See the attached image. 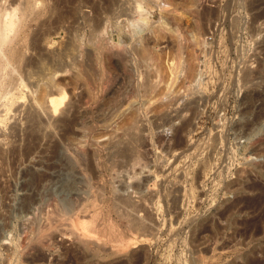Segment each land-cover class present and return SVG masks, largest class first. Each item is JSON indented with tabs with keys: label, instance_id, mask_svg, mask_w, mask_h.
I'll use <instances>...</instances> for the list:
<instances>
[{
	"label": "rangeland",
	"instance_id": "374dc122",
	"mask_svg": "<svg viewBox=\"0 0 264 264\" xmlns=\"http://www.w3.org/2000/svg\"><path fill=\"white\" fill-rule=\"evenodd\" d=\"M0 6L20 8L31 73L46 61L51 67L65 62L67 75L45 90L53 83L70 99L50 119L41 112L40 121L28 118L34 110L28 87L18 90L25 97L15 90L0 101V264L242 263L232 251L235 227L219 215L235 197L226 185L234 187L242 176L264 181L250 170L251 162L264 164V144L256 147L261 154L253 150V136L242 126L248 114L241 112L243 94L264 87V0H0ZM76 63L89 69L90 83L77 78ZM72 119L77 123L66 122ZM125 122L135 127L130 133ZM257 126L264 136V117ZM77 200L108 213L101 224L112 218L129 228L135 247L110 255L105 245L97 255L95 247L80 250L69 234L38 236L56 203L72 214ZM136 221L142 227L130 228Z\"/></svg>",
	"mask_w": 264,
	"mask_h": 264
},
{
	"label": "bare ground",
	"instance_id": "6f19581e",
	"mask_svg": "<svg viewBox=\"0 0 264 264\" xmlns=\"http://www.w3.org/2000/svg\"><path fill=\"white\" fill-rule=\"evenodd\" d=\"M26 3V2H25ZM24 3V4H25ZM31 3V2H30ZM260 4V3H259ZM20 5V3H19ZM27 5V3H26ZM30 5V4H29ZM4 6V5H3ZM11 6V5H10ZM22 6V5H21ZM250 6V5H249ZM1 7V6H0ZM29 7L30 9V6H27V8ZM139 7V6H138ZM32 8V7H31ZM209 8V7H208ZM212 8V7H211ZM214 8V7H213ZM18 8L17 6H13L12 8H10V10L8 8H6L4 12L1 8H0V101L4 98H8L9 96L12 95L13 97V93L15 90H20V88H23L25 89V87H28L27 89H29V92L32 91V95H31V92H30V95H31V100L34 105H32V107L34 108V110L31 112V113H28L30 114V116L28 117L29 119H31L32 121L34 120H37L39 118H43V116H49V115H52L57 113L59 110H65V107H66V103L68 104L67 101V92L65 91L64 88H62L61 86L58 88V85L56 86L55 85V89L52 87V84H51V90L48 91V90H45V87H50L49 83L48 82H55L56 78L58 77H62V76H65L67 75V72L69 71V68H67L64 63H61V64H56L54 65V67H51V66H48L46 63L45 64H42L39 68L41 69H36L34 72L37 73V77H33L34 76V72L31 73L32 69H31V62H32V58L31 57H28L27 56V52L25 51V46H26V36L23 35V33H20L21 31H23V29L21 28V24L19 23V19H18V15H17V11H18ZM25 9V7H24ZM23 9V10H24ZM28 9V10H29ZM9 10V11H8ZM26 10V9H25ZM32 10V9H31ZM27 12V11H25ZM30 12V10H29ZM205 13V12H204ZM212 13V12H211ZM26 14V13H25ZM162 14V13H161ZM22 15H24V12L22 13ZM165 15V14H164ZM174 15V14H173ZM22 17V16H21ZM20 18V17H19ZM23 18V17H22ZM171 18V17H170ZM200 18V17H199ZM213 18V17H212ZM27 19V18H26ZM174 20V19H173ZM22 21V19H21ZM203 21V20H202ZM238 21V20H237ZM196 22V21H195ZM235 22V21H234ZM160 23V22H159ZM165 23V22H164ZM236 23V22H235ZM163 24V23H162ZM181 25V24H180ZM189 25V24H188ZM207 25V24H206ZM25 26H27L25 24ZM161 26V25H160ZM187 26V25H186ZM193 26V25H192ZM195 26V25H194ZM197 26V25H196ZM236 26V25H235ZM149 27V26H148ZM152 27V26H151ZM158 27V26H157ZM166 27V26H164ZM190 27V26H189ZM199 27V26H198ZM204 27V25H203ZM206 27V26H205ZM24 29L26 27H23ZM178 28V27H177ZM207 28V27H206ZM153 29V28H152ZM161 29V28H160ZM192 29V28H191ZM202 29V28H201ZM26 30V29H25ZM151 30V29H150ZM178 30V29H177ZM185 30V29H184ZM200 30V29H199ZM179 31V30H178ZM195 31V30H194ZM163 32V31H162ZM167 32V31H166ZM197 32V31H196ZM203 32V31H202ZM169 33V32H168ZM172 33V32H171ZM224 33V32H223ZM165 34V33H164ZM176 34V33H174ZM188 34V33H187ZM27 35V34H26ZM155 35V33H154ZM161 36V35H160ZM174 36V35H172ZM178 36V35H177ZM195 36V35H194ZM219 37V36H218ZM162 38V37H161ZM224 38V37H223ZM163 39V38H162ZM219 39V38H218ZM223 40V39H222ZM185 41V40H184ZM193 41V40H192ZM158 42V41H157ZM177 42V41H176ZM179 42V41H178ZM219 42V41H218ZM195 43V42H194ZM173 44V43H172ZM178 45V44H177ZM143 46V45H142ZM181 46V45H180ZM194 46V45H193ZM146 47V46H145ZM144 47V48H145ZM158 47V46H157ZM173 47V46H172ZM190 47V46H189ZM135 48V47H134ZM137 48V47H136ZM162 48V47H161ZM193 48V47H192ZM70 49V48H68ZM132 49V48H131ZM141 49V48H140ZM173 49V48H172ZM179 50V48H177ZM181 49V47H180ZM145 50V49H143ZM147 50V49H146ZM154 50V49H153ZM187 50V49H186ZM111 51V50H110ZM127 51H129L127 49ZM156 51H158L156 49ZM180 51V50H179ZM113 52V51H112ZM145 52V51H144ZM143 52V53H144ZM150 52V50H149ZM65 53V52H64ZM159 53V52H158ZM157 53V54H158ZM165 53V52H164ZM66 54V53H65ZM68 54V53H67ZM123 54V53H121ZM155 54V53H154ZM163 54V53H162ZM63 55V54H62ZM151 55V54H150ZM153 55V54H152ZM45 56V54L43 55ZM74 56V55H73ZM145 56V55H143ZM174 56V55H173ZM51 57V56H50ZM63 57V56H62ZM61 57V58H62ZM70 57V56H68ZM171 57V56H169ZM176 57V56H175ZM37 58V57H36ZM40 58V57H39ZM60 58V57H59ZM72 58V57H71ZM139 58V57H138ZM147 58V57H146ZM164 58V57H163ZM74 59V58H73ZM72 59V60H73ZM155 59V58H154ZM44 61V59H42ZM59 60V59H58ZM156 60V59H155ZM154 60V62H155ZM159 60V59H158ZM173 60V59H172ZM52 61V60H51ZM62 61V60H61ZM64 61V60H63ZM62 61V62H63ZM88 61V60H87ZM91 61V60H90ZM162 61V60H161ZM176 61V60H175ZM76 62V61H75ZM74 62V63H75ZM80 62V61H79ZM137 62V61H136ZM149 62V61H148ZM39 63V62H38ZM42 63V62H41ZM52 63V62H51ZM60 63V62H58ZM68 63V62H67ZM73 63V62H72ZM81 63V62H80ZM89 63V62H88ZM161 63V62H160ZM171 63V62H170ZM254 63V62H253ZM53 64V63H52ZM63 64V65H62ZM77 64V63H76ZM79 64V63H78ZM77 64V65H78ZM126 64V63H125ZM136 64V63H135ZM141 64V63H140ZM152 64V63H151ZM51 65V64H50ZM73 65V64H72ZM179 65V64H178ZM39 66V65H38ZM53 66V65H52ZM74 66V65H73ZM139 66V65H138ZM144 66V65H143ZM51 67V68H50ZM156 67V66H155ZM174 67H176V63L174 65ZM150 68V67H149ZM244 69V68H243ZM242 69V70H243ZM38 70V71H37ZM76 70V69H75ZM102 70V69H101ZM106 70V69H105ZM173 70V69H172ZM241 70V69H240ZM157 71V70H156ZM160 71V70H159ZM180 71V70H179ZM76 72V76L77 78H82L85 79L86 81H88L87 83H90L88 79L91 78V75H88L90 74L91 72H89V69L84 66L83 64H79L78 67H77V70L75 71ZM132 72V71H131ZM176 72V71H175ZM240 72V71H239ZM248 72V71H247ZM73 73V72H72ZM70 73V74H72ZM103 73V72H102ZM107 73V71H106ZM156 73V72H155ZM244 73H245V70H244ZM249 73V72H248ZM264 73V72H263ZM105 74V73H104ZM108 74V73H107ZM126 74V73H125ZM139 74V73H138ZM143 74V73H142ZM147 74V73H146ZM159 74V73H158ZM247 74V73H246ZM246 74H245V78H246ZM258 74V73H257ZM260 74V73H259ZM101 75V74H100ZM128 75V74H127ZM135 75V74H134ZM172 75V74H171ZM241 75V74H240ZM250 75V74H249ZM248 75V76H249ZM264 75V74H263ZM96 76V75H95ZM111 76V75H110ZM146 76V75H145ZM244 76V75H243ZM90 77V78H89ZM242 77V75H241ZM240 77V78H241ZM250 77V76H249ZM27 78H28V81H27ZM33 80H32V79ZM95 78V77H94ZM98 78V77H97ZM105 78V77H104ZM123 78V77H122ZM149 78V77H148ZM35 79V80H34ZM74 79V78H73ZM93 79V78H92ZM263 79H264V76H263ZM48 80V81H46ZM77 80V79H76ZM80 80V79H79ZM81 80V81H82ZM91 80V79H90ZM94 80V79H93ZM109 80V79H108ZM111 80V79H110ZM136 80V79H135ZM164 80V79H163ZM245 80H248V79H245ZM47 82L49 86H46L47 83H44ZM92 81V80H91ZM146 81V80H145ZM243 81V80H241ZM264 81V80H263ZM79 82V81H78ZM104 82V81H103ZM122 82V80H121ZM132 82V81H131ZM245 82V81H243ZM262 82V81H261ZM142 83V82H141ZM152 83V82H151ZM150 83V84H151ZM157 83V82H156ZM239 83V82H238ZM251 83V82H250ZM135 84V83H134ZM145 84V82L143 83ZM147 84V83H146ZM255 84V83H254ZM149 85V84H147ZM244 85V83H243ZM247 85V84H246ZM257 85V84H256ZM259 85V84H258ZM261 85V84H260ZM135 86V85H134ZM138 86V85H137ZM136 86V87H137ZM145 88H146V85H144ZM153 87V86H152ZM242 87V86H241ZM255 87V86H254ZM44 88V90H43ZM143 88V86H142ZM50 89V88H49ZM92 89V87H91ZM94 89V88H93ZM148 89V87H147ZM156 89V88H155ZM158 89V88H157ZM43 90V91H42ZM150 90V89H149ZM162 90V89H161ZM170 90V89H169ZM21 91V90H20ZM18 91L17 93L20 94L21 92ZM25 91V90H24ZM24 91H23V94H24ZM69 91V90H68ZM72 91V90H71ZM141 91V90H140ZM146 91V90H145ZM26 92V91H25ZM35 92H38V95H35ZM49 92V93H47ZM158 92V91H157ZM127 93V92H126ZM148 93V92H147ZM169 93V92H168ZM22 94V93H21ZM20 94V96H21ZM69 94V93H68ZM90 94V93H89ZM165 94V93H164ZM170 94V93H169ZM245 94V93H244ZM243 94V99L245 100V103H247L246 107H244V110L241 111L243 114L247 115V121L245 123H242V126L245 127L246 129H249V133L248 134H251L253 136L252 140H251V146H253V150L256 152L258 151V145H260L261 143L264 144V136L261 135L260 133H257L255 132L256 131V128L258 127L257 125L260 123V120L262 117H264V87L263 89L260 91V90H254L253 92L247 93V95H244ZM26 95V94H25ZM161 95V94H160ZM239 95V94H238ZM15 96V94H14ZM17 96V94H16ZM163 96V95H161ZM167 96V95H166ZM21 97H25L24 95L21 96ZM20 97V98H21ZM76 97V96H75ZM151 97V96H150ZM153 97V96H152ZM156 97V96H155ZM15 98V97H14ZM13 98V99H14ZM132 98V97H131ZM134 98V97H133ZM142 98V97H141ZM154 98V97H153ZM11 99V97H10ZM9 99V100H10ZM17 99V98H16ZM152 99V98H151ZM162 99V98H161ZM166 99V98H165ZM20 100V99H19ZM117 100V99H116ZM131 100V99H130ZM129 100V101H130ZM150 100V99H149ZM176 100V99H175ZM258 100H261L260 102V106L256 109L258 110H255V104L257 103L256 101ZM5 101V100H4ZM12 102V100H10ZM14 101V100H13ZM165 101V100H164ZM174 101V100H172ZM3 102V101H2ZM0 102V103H2ZM7 102L8 99H7ZM30 102V101H29ZM126 102V101H125ZM150 102V101H149ZM148 102V103H149ZM152 102V101H151ZM160 102V101H159ZM175 102V101H174ZM190 102V101H189ZM243 102V101H242ZM96 103V102H95ZM124 103V102H123ZM146 103V104H148ZM7 104V103H6ZM11 104V103H10ZM9 104V105H10ZM27 104V103H26ZM29 104V103H28ZM126 104V103H125ZM172 104V103H171ZM1 105V104H0ZM8 106V108H10ZM13 105V104H12ZM127 105V104H126ZM154 105V103H153ZM159 105V104H158ZM188 105V104H187ZM239 105V104H238ZM259 105V104H258ZM4 106V105H3ZM70 106V105H69ZM113 106V105H112ZM142 106V105H141ZM165 106V105H164ZM163 106V107H164ZM257 106V105H256ZM121 107V106H120ZM242 107V106H241ZM6 108V107H5ZM7 108V109H8ZM68 108V107H67ZM125 108V107H124ZM128 108V107H127ZM126 108V109H127ZM106 109V108H105ZM120 109V108H119ZM134 109V108H133ZM156 109V108H155ZM6 110V109H5ZM10 110V109H8ZM32 108H30L29 111H31ZM130 110V109H129ZM149 110V109H148ZM1 111V110H0ZM4 111V110H2ZM67 111V110H66ZM69 111V110H68ZM107 111V110H106ZM113 111V110H112ZM41 112L44 114H42L43 116H41ZM132 112V111H131ZM165 112V111H164ZM240 112V113H241ZM1 113V112H0ZM59 113V112H58ZM67 113V112H66ZM239 113V112H238ZM48 114V115H47ZM113 114V113H112ZM178 114V113H177ZM111 115V114H110ZM137 115V114H136ZM145 115V114H144ZM155 115V114H154ZM132 116V115H131ZM177 116V115H176ZM55 117V115H54ZM80 117V116H79ZM134 117V116H133ZM140 117V116H139ZM162 117V116H161ZM27 118V119H28ZM37 118V119H36ZM46 118V117H45ZM44 118V121L48 120V117L47 119ZM51 117L49 116V119ZM81 118V117H80ZM79 118V119H80ZM131 119L129 120H132V117H130ZM136 118V117H135ZM142 118V117H140ZM28 119V120H29ZM98 119V117H97ZM55 120V119H54ZM76 120V119H75ZM244 120V119H243ZM40 121V119L38 120ZM42 121V122H44ZM61 121V120H60ZM122 121V120H121ZM190 121V119L188 120ZM240 121V120H239ZM68 122L70 125L71 123L73 122H76L74 121L73 119L71 121H66ZM64 122V123H66ZM92 122V121H91ZM127 122V121H126ZM123 123L122 125V128H124L123 130L125 132H131L130 128L131 127H134L131 123ZM137 122V121H136ZM32 123V122H31ZM30 123V124H31ZM37 123V121L35 122ZM57 123V122H56ZM77 123V122H76ZM133 123H135L133 121ZM184 123V122H183ZM188 123V122H187ZM38 124H40L38 122ZM43 124V123H41ZM59 124V123H58ZM62 124V123H61ZM74 124V123H73ZM93 124V123H92ZM35 127L37 124H33ZM78 125V124H77ZM81 125V124H80ZM78 125V126H80ZM185 125V123H184ZM31 126V125H30ZM61 126V125H60ZM85 124H83L81 127H84ZM186 126V125H185ZM239 126V125H238ZM32 129L34 130L35 127L31 126ZM30 127V128H31ZM37 127H40V126H37ZM36 127V128H37ZM89 127V126H88ZM182 127V126H181ZM242 127V128H243ZM73 128V127H72ZM135 128V127H134ZM133 128V130H134ZM138 128V127H136ZM178 128V127H177ZM183 128V127H182ZM31 129V133H32V130ZM236 129V128H235ZM38 130V129H37ZM73 130V129H72ZM75 130V129H74ZM87 130V129H85ZM36 131V130H34ZM39 131V130H38ZM36 131V132H38ZM80 131V129H79ZM82 131V130H81ZM136 131V130H135ZM138 131V130H137ZM181 131V130H180ZM35 132V133H36ZM75 132V131H74ZM77 132V130H76ZM123 132V133H125ZM243 132V131H241ZM263 132V131H262ZM30 133V134H31ZM122 133V134H123ZM126 133V135H127ZM136 133V132H135ZM39 134V133H38ZM41 134V133H40ZM121 134V135H122ZM133 136H134V131L133 133H131ZM179 134V133H178ZM36 135V134H35ZM50 135V134H48ZM130 135V134H129ZM183 135V134H182ZM219 135V134H218ZM240 135V134H239ZM32 136V135H31ZM37 137H39L38 135H36ZM41 136V135H40ZM65 136V135H64ZM68 136V135H67ZM36 137V138H37ZM62 137V136H61ZM135 137H137L135 135ZM39 139V138H38ZM37 139V140H38ZM67 139V138H66ZM136 139V138H135ZM44 140V139H43ZM80 140V139H79ZM134 140V139H133ZM35 140L33 139V142ZM39 141V140H38ZM65 141V140H64ZM74 141V140H73ZM135 141V140H134ZM31 143L30 145L33 144V147H34V143ZM45 143V142H44ZM95 143V142H94ZM98 143V142H97ZM96 143V144H97ZM132 143V142H131ZM224 143V142H223ZM37 144V142H36ZM35 144V145H36ZM79 144V143H77ZM39 145V144H38ZM37 145V146H38ZM127 145V144H126ZM45 146V145H44ZM49 146V145H48ZM78 146V145H76ZM97 146H100V145H97ZM261 146V145H260ZM31 147V146H30ZM124 147V146H123ZM133 147V146H132ZM224 147V146H223ZM256 147H258L256 149ZM56 148V147H55ZM74 148V146H73ZM101 148V147H100ZM32 149V147H31ZM34 149V148H33ZM85 149V148H84ZM262 149V147H261ZM79 150V149H78ZM97 148L95 149V152L97 153ZM128 150V149H127ZM126 150V151H127ZM264 150V149H263ZM262 150V151H263ZM248 151V150H247ZM261 151V153H262ZM8 152V151H7ZM31 152V150H30ZM55 152V151H54ZM81 152V151H79ZM83 152V151H82ZM89 152V151H88ZM125 152V151H124ZM253 152V151H252ZM75 153V152H74ZM100 153V152H99ZM119 153V152H118ZM259 153V151H258ZM259 153V154H261ZM9 154V153H8ZM71 154V153H70ZM88 154V153H87ZM98 154V153H97ZM96 154V155H97ZM126 154V153H125ZM133 154V153H132ZM2 155V154H1ZM74 155V154H73ZM263 155V154H262ZM80 156V154H79ZM128 156V153L127 155ZM132 157V155H129ZM250 156V155H249ZM248 156V157H249ZM6 157V156H5ZM76 157V156H75ZM135 157V156H134ZM91 158V157H90ZM94 158V157H93ZM256 160V159H255ZM75 161V160H74ZM129 161V160H128ZM137 161V160H136ZM135 161V162H136ZM76 163V162H75ZM79 163V161H78ZM94 164V163H93ZM80 165V164H79ZM228 165V164H227ZM251 165L252 167H250L251 169L250 170H255L257 172V174L259 176H262L264 178V164L260 163V162H251ZM250 165V166H251ZM52 166V165H51ZM71 167V166H70ZM224 167V166H223ZM243 167V166H242ZM88 168V167H87ZM227 168V167H226ZM92 169V168H91ZM223 169V168H222ZM247 169V168H246ZM223 171V170H222ZM251 171V172H252ZM228 172V171H227ZM243 173L240 172V174H244L246 172L242 171ZM247 175V173H246ZM240 176V175H239ZM250 176V175H249ZM52 177V176H51ZM248 178V176H246ZM246 178V179H247ZM256 178V177H255ZM246 179L242 176V177H239L238 180L236 181L237 184H233L235 185L234 187H232V185H226L225 186V189H226V192H231L234 193L235 197L232 201H230L225 207L224 209L220 212V219H223V220H228L229 221V224H233V226L235 227V237L234 239L236 240L235 241V245L234 247H232V251L233 252H238L240 253L238 256H241L243 259V262H239V264H264V181L261 183L260 181L254 179V178H249L247 181ZM27 194V193H26ZM30 194V193H29ZM40 196V195H39ZM82 196V195H81ZM92 196V195H91ZM27 197V196H26ZM31 197V195H30ZM30 197L26 198L28 201L27 204L29 203H34V197H33V200H31L30 202ZM79 197V195H78ZM127 197V196H126ZM83 198V197H82ZM85 198V197H84ZM120 198V197H119ZM25 199V200H26ZM54 199V198H53ZM76 199V197H75ZM78 199V198H77ZM81 199V198H80ZM122 199V197H121ZM120 199V200H121ZM119 200V199H118ZM116 199V201H118ZM119 200V202H120ZM125 200V198H124ZM122 200V201H124ZM127 200V199H126ZM134 200V199H133ZM23 201V200H22ZM55 201V200H53ZM73 201V200H72ZM80 201V200H79ZM128 202L131 201L130 200H127ZM227 201V200H226ZM26 202V201H25ZM76 202V201H74ZM73 202V203H74ZM82 202V201H81ZM84 202V201H83ZM126 201H124L122 204L124 207V209H126V206L128 208V206L130 205H126L124 204ZM228 202V201H227ZM22 203V202H21ZM56 203V202H55ZM72 203V204H73ZM89 203V202H88ZM134 202H132L131 204H133ZM156 203V202H155ZM76 205H72L74 206V208L76 210L73 211L72 214H67L66 211H68L66 209V211H64L63 209H60L61 207L58 208L57 206V203L54 205L56 206L55 208L53 207L51 212L48 214V219L47 221H45V225L44 227L42 226L39 230L40 234L38 236H42L45 234V233H55V232H59L60 234L62 233L63 235L65 234H69V236L72 238V240H74L77 244H78V247L80 250H87V248H93V251L95 250L94 247L96 248V251H99L101 250L103 247H106L108 246V248H106V253L110 254V255H117V254H122L123 252H126L127 248H130L132 247V244L133 243V239L134 238H131L128 233L126 235V232L125 231H129L130 229L126 228V230L124 231L123 229H121V227L118 226L117 224V221H115L114 219L110 218V220H107V225L105 224H101L100 220H102L103 218H105V216L108 217V213L105 214L103 213L102 211H98L97 208L96 209H89V205H87V202H85V204H79L78 203V200H77V203H74ZM92 204V203H91ZM95 204V203H94ZM115 204V203H114ZM120 204V203H119ZM136 204V203H135ZM134 204V205H135ZM60 205V204H59ZM98 205V204H97ZM96 205V206H97ZM126 205V206H125ZM149 205V204H148ZM147 205V206H148ZM151 205V204H150ZM113 206V205H112ZM121 206V204L119 205V207ZM136 206V205H135ZM142 206V205H141ZM144 206V205H143ZM114 207V206H113ZM121 207V208H122ZM72 208V207H71ZM73 208V209H74ZM145 208V207H144ZM149 208V207H148ZM151 208V207H150ZM26 209V208H25ZM35 209V208H34ZM118 209V207H117ZM122 209V211L124 210ZM130 209V207H129ZM129 209H126L129 210ZM142 209V208H141ZM29 210V209H28ZM49 210V211H50ZM97 210V211H96ZM133 210V209H131ZM130 210V211H131ZM145 210V209H144ZM217 210V209H216ZM110 211V210H109ZM118 211V210H117ZM115 211L117 214L118 212ZM120 211V209H119ZM121 211V212H122ZM136 211V210H135ZM137 211H140L139 209ZM160 211V209H159ZM219 211V210H218ZM31 212V211H30ZM72 212V211H71ZM143 212V211H141ZM115 213V214H116ZM124 215L126 214L127 217H129V213H126V212H123ZM145 213V212H144ZM110 214V213H109ZM116 214V215H117ZM121 214V213H120ZM147 214V213H146ZM30 215V214H29ZM144 215V214H143ZM110 216V215H109ZM119 216V214H118ZM123 215H121L120 217H122ZM126 216H124L126 218ZM238 216H242L241 218H238ZM112 217V216H111ZM114 217V216H113ZM154 217V216H153ZM47 218V217H46ZM135 218V217H134ZM138 218V216H137ZM151 218V217H150ZM30 219V218H29ZM106 219V218H105ZM153 219V218H152ZM128 220V219H127ZM132 220V219H131ZM154 220V219H153ZM106 221V220H105ZM25 222V221H24ZM44 223V222H43ZM106 223V222H105ZM129 223V222H128ZM135 223V222H134ZM144 223V222H143ZM121 224H122V221H121ZM125 224V223H124ZM127 224V223H126ZM138 225L141 226L140 222L136 221V224H133V226L130 225L129 223V226H131L130 228H134L135 229L137 228L138 229ZM121 226V225H120ZM145 226V225H143ZM211 226H212V222L211 223H208L205 227H204V231L206 232L207 230L210 231L211 229ZM32 227V226H31ZM40 227V226H39ZM125 227V225H124ZM122 227V228H124ZM127 227V226H126ZM139 227V228H140ZM221 227V226H220ZM148 228V227H147ZM226 228V227H225ZM224 229V228H223ZM108 230H111V232L109 234H107V231ZM151 230V229H150ZM212 230V229H211ZM114 231V232H113ZM131 231V230H130ZM139 231V230H138ZM142 231V230H141ZM220 231V230H219ZM134 232V230H132V233ZM147 232V230H146ZM222 232V231H221ZM131 233V232H129ZM135 233V232H134ZM61 234V235H62ZM137 234V233H135ZM208 234V233H207ZM52 235V234H51ZM109 235V236H108ZM132 235V234H131ZM140 235L141 236H144L141 234L140 232ZM232 235V234H231ZM234 235V234H233ZM46 236V235H45ZM50 236V235H49ZM53 236V235H52ZM137 236V235H136ZM212 236V234H211ZM209 235V237H211ZM25 237V236H24ZM47 237V236H46ZM146 237V236H145ZM225 237V236H224ZM138 238H140L138 236ZM143 238V237H142ZM214 238V237H213ZM222 238V237H221ZM226 239L227 236L225 237ZM24 239V238H23ZM40 239V238H39ZM38 239V240H39ZM136 239V238H135ZM232 239V237H231ZM230 239V240H231ZM232 239V240H234ZM45 240V239H44ZM43 240V241H44ZM140 240H142L140 238ZM209 240V238H208ZM41 241V240H40ZM41 241V242H43ZM137 241V240H136ZM134 240V242H136ZM224 241V240H223ZM23 242V241H22ZM39 242V241H38ZM40 242V244H41ZM46 242V241H44ZM43 242V245L45 246ZM213 242V241H212ZM211 242V243H212ZM234 242V241H233ZM223 243H230V241H225ZM222 243V245H223ZM21 244V243H20ZM26 244V243H25ZM36 244V243H34ZM47 244V243H46ZM136 244V243H135ZM225 244V245H226ZM234 244V243H233ZM22 245V244H21ZM106 245V246H105ZM221 245V246H222ZM223 245V247L225 246ZM17 246V245H16ZM30 246V245H29ZM220 246V245H219ZM230 246V245H229ZM21 247V246H20ZM25 247V246H23ZM37 247V246H36ZM41 247V246H39ZM77 247V248H78ZM97 247L98 248H101L99 250H97ZM135 247V246H134ZM132 247V249L134 248ZM137 247V246H136ZM207 247V246H206ZM209 247V246H208ZM222 247V249H223ZM11 248V247H10ZM14 248V247H13ZM26 248V247H25ZM34 248V247H33ZM225 248V247H224ZM12 249V248H11ZM16 249V248H15ZM20 249H24V248H20ZM39 249V248H38ZM105 249V248H104ZM103 249V250H104ZM227 249V248H226ZM231 249V248H229ZM43 250V248H42ZM78 250V249H77ZM100 252L97 254V255H100V254H104L105 252ZM22 251V250H21ZM26 251V250H25ZM76 251V250H75ZM105 251V250H104ZM129 251V250H128ZM127 251V252H128ZM131 251V250H130ZM222 251V250H221ZM227 251V250H226ZM229 251V250H228ZM25 253V252H24ZM29 253V252H28ZM44 253V252H42ZM47 253V252H46ZM97 253V252H96ZM96 253H94L96 255ZM222 253V252H221ZM39 255V254H37ZM42 255V254H41ZM45 255V254H44ZM17 256V255H16ZM46 256V255H45ZM44 256V257H45ZM237 256V255H236ZM25 257V256H24ZM76 257V256H75ZM103 257V256H101ZM240 257V258H241ZM43 258V257H42ZM82 258V257H81ZM38 260V259H37ZM122 261V260H121ZM131 261V260H130ZM129 261V262H130ZM16 262V261H15ZM42 262V261H41ZM223 262V261H222ZM238 263V262H237Z\"/></svg>",
	"mask_w": 264,
	"mask_h": 264
}]
</instances>
